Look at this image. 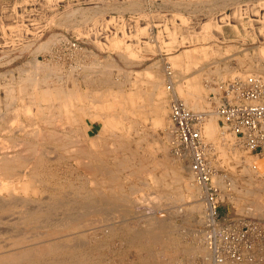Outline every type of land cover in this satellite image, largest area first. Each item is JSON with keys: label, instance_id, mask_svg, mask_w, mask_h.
I'll use <instances>...</instances> for the list:
<instances>
[{"label": "rangeland", "instance_id": "rangeland-1", "mask_svg": "<svg viewBox=\"0 0 264 264\" xmlns=\"http://www.w3.org/2000/svg\"><path fill=\"white\" fill-rule=\"evenodd\" d=\"M238 1L179 0L160 6L154 0H0V145L5 144L0 147V261L13 259L3 264H208L204 253L210 250L204 238L208 221L193 210L200 202L206 211V192L202 198L201 192L192 197L188 185L197 181L188 169L191 160L175 153L168 136L167 70L179 82L180 97L192 110L206 111L216 126L209 134L207 121L202 137L208 146L211 181L221 191L219 218L253 223L252 248L245 260L226 264H264V155L242 145L216 114L219 94L228 83L254 72L264 79V40H234L236 32L218 22L220 14L231 12ZM253 1L257 0H248ZM259 5L264 6V0ZM208 21L214 27L207 40L202 33ZM183 52L193 59L179 65L174 55ZM155 68L162 87L153 102L144 72ZM140 75L144 79L138 80ZM141 89L145 101L129 97L131 90ZM71 112L77 117L73 126L67 118ZM49 122L57 131L68 132L64 143L70 146L50 144L35 133ZM17 152H22L21 158ZM12 154L16 159L11 160ZM123 155L133 157L132 167L138 172L127 177L124 171L120 188L107 184L106 173ZM158 160L165 162L155 172L163 175V187L147 173ZM181 162L184 168L177 173L181 179L176 180ZM246 167L258 172L247 187L238 177Z\"/></svg>", "mask_w": 264, "mask_h": 264}, {"label": "built area", "instance_id": "built-area-1", "mask_svg": "<svg viewBox=\"0 0 264 264\" xmlns=\"http://www.w3.org/2000/svg\"><path fill=\"white\" fill-rule=\"evenodd\" d=\"M168 89L171 91L170 123L168 126L175 153L189 157L191 169L199 184L214 205V215L207 222L205 240L214 254V264L245 260L252 248L249 240L253 223L229 216L219 218L221 191L211 181L212 168L206 158L205 144L200 125L207 117L206 111L191 110L174 91L173 72L167 70ZM218 115L239 142L264 155V79L250 75L228 83L219 94L216 107Z\"/></svg>", "mask_w": 264, "mask_h": 264}, {"label": "bare ground", "instance_id": "bare-ground-1", "mask_svg": "<svg viewBox=\"0 0 264 264\" xmlns=\"http://www.w3.org/2000/svg\"><path fill=\"white\" fill-rule=\"evenodd\" d=\"M214 1V0H213ZM242 1V0H241ZM257 1H259V0H257ZM263 1V0H262ZM234 2V1H233ZM241 3V2H240ZM109 4V3H108ZM221 4V3H220ZM255 4V3H254ZM258 4H259V2H258ZM219 5V4H218ZM227 5V4H226ZM102 6H103V4H102ZM190 6V5H189ZM237 6V5H236ZM254 6V5H253ZM264 7V6H263ZM107 8V7H106ZM122 8V7H121ZM251 8V7H250ZM95 9V8H94ZM197 10V9H196ZM62 11V10H61ZM257 11V10H256ZM239 12V11H238ZM251 12H252V10H251ZM255 12V11H254ZM259 12V11H258ZM93 13V12H92ZM247 13V12H246ZM250 13V12H249ZM264 13V12H263ZM239 14V13H238ZM93 15V14H92ZM240 15V14H239ZM91 16V15H90ZM180 16H182V15H180ZM241 16V15H240ZM240 16H238V19H239V17ZM250 16V15H249ZM263 16V15H262ZM51 17V16H50ZM72 17V16H71ZM70 17V18H71ZM184 18V17H183ZM84 19V18H83ZM187 19V18H186ZM223 19V18H222ZM225 19V18H224ZM254 19V18H253ZM260 19V18H259ZM51 20V19H50ZM188 20V19H187ZM242 20V19H241ZM251 20H252V18H251ZM81 21V20H80ZM212 21V20H211ZM211 21H208L206 24L204 23V30H203V33H202V35L204 36L205 35V37H208V36H210V34H212L211 33V29H212V27H214V24H213V22H211ZM216 21V20H215ZM250 21V20H249ZM254 21V20H253ZM262 21V20H261ZM115 22V21H114ZM248 22V21H247ZM58 23V22H57ZM230 24V23H229ZM263 24V23H262ZM49 25V24H48ZM123 25V24H122ZM202 27V28H203ZM221 27V26H220ZM29 28V27H28ZM217 28V27H216ZM236 28V27H235ZM141 29V28H140ZM247 29V28H246ZM123 31H124V29H123ZM144 31V30H143ZM193 31H194V28H193ZM189 32V31H188ZM199 33V32H198ZM201 33V32H200ZM220 33H222V32H220ZM190 34V33H189ZM254 34V33H253ZM116 35V34H115ZM186 35V34H185ZM193 35V34H192ZM201 35V34H200ZM150 36V35H149ZM187 36V35H186ZM185 36V37H186ZM191 36V35H190ZM43 38V37H42ZM90 38V37H89ZM123 38V37H122ZM122 38L119 40L121 43H122V45L124 44L123 43V40H122ZM182 38V37H181ZM186 38H188V36L186 37ZM191 38V37H190ZM117 39V38H116ZM206 39V38H205ZM256 39V38H255ZM158 40V39H157ZM187 41L189 40V39H186ZM208 40V39H207ZM59 41V40H58ZM115 41H117V40H115ZM119 41H118V45L120 44L119 43ZM168 41V40H167ZM219 41V40H218ZM171 43H170V45L172 44V41H170ZM175 42V41H174ZM183 42H185V41H183ZM48 43V42H47ZM116 44H117V42H115ZM166 43H168V42H166ZM180 43H182V42H180ZM114 44V43H113ZM115 44V45H116ZM169 44V43H168ZM31 45V44H30ZM51 45V44H50ZM92 45V44H91ZM121 45V44H120ZM182 45V44H181ZM187 45H190V44H187ZM42 47V46H41ZM77 47V46H76ZM127 47H128V44H127ZM32 48V47H31ZM163 48V47H162ZM77 49V48H76ZM128 49V48H127ZM165 49H167V48H165ZM28 50V49H27ZM98 50V49H97ZM121 50V49H120ZM125 50V49H124ZM48 51V50H47ZM170 51V50H169ZM27 52V51H26ZM109 52V51H108ZM125 52V51H124ZM261 52H264V48L261 50ZM82 55V54H81ZM58 56V55H57ZM193 55L191 54V53H189V52H185L184 53V55L181 53V54H179V55H176V62L177 63H179V65H181L182 64V62L184 63V62H186L187 61V59H189V60H191V59H193V57H192ZM124 57H126V56H124ZM175 57V56H174ZM13 58V57H12ZM10 59V58H9ZM113 59V58H112ZM8 60V59H7ZM95 60V59H94ZM186 60V61H185ZM188 60V61H189ZM51 61V60H50ZM79 61V63H80V60H78ZM49 62V61H48ZM64 62V61H63ZM38 63V62H37ZM40 63V62H39ZM83 63V62H82ZM117 63V62H116ZM187 63V62H186ZM50 64V63H49ZM96 64V63H95ZM42 65V64H41ZM157 65V64H156ZM159 65V64H158ZM157 65V66H158ZM34 66V65H33ZM32 66V67H33ZM40 66V65H39ZM38 66V67H39ZM76 66V65H75ZM74 66V67H75ZM95 66V65H94ZM89 67H91V66H89ZM100 67V66H99ZM137 67V66H136ZM167 67V66H166ZM166 67H164V68H166ZM172 67H174L175 68V66H174V63H173V66ZM27 68V67H26ZM173 68V69H174ZM39 69H40V67H39ZM93 69V68H92ZM109 69V68H108ZM23 70V69H22ZM26 71H31V69L30 70H27V69H25ZM51 70V69H50ZM49 70V71H50ZM96 70V69H95ZM261 70V69H260ZM33 71V70H32ZM52 71V70H51ZM56 71V70H55ZM137 71V70H136ZM139 71V70H138ZM165 71H166V69H165ZM174 71V70H173ZM259 71V70H258ZM257 71V72H258ZM263 72H264V70H262ZM141 72V71H140ZM139 72V73H140ZM247 72V71H246ZM254 72V71H253ZM6 73V72H5ZM26 73V72H25ZM38 73V72H37ZM70 73V72H69ZM72 73V72H71ZM147 73V72H146ZM249 73V72H248ZM256 72H254V74H255ZM259 73V72H258ZM29 74V73H28ZM31 74H33V75H35L34 73H31ZM97 74V73H96ZM149 74V73H148ZM246 74V73H245ZM250 74V73H249ZM253 74V75H254ZM262 74V73H261ZM49 74H47V76H48ZM83 75V77H84V74H82ZM86 75V74H85ZM150 80L148 79V81H149V83H150V85H151V88H152V92H149V96L151 97V99L150 100H152L153 102H155V98H156V91L159 93V89L162 87V84H160V82H161V76L160 75H158V73H157V71H156V68L155 69H152V70H150ZM31 75H29V77H30ZM50 76V75H49ZM90 76V75H89ZM175 76V75H174ZM174 76H173V79H174ZM22 77V76H21ZM20 77V78H21ZM29 77L27 78V80H29ZM61 77V76H60ZM74 77V76H73ZM76 77V76H75ZM163 77V76H162ZM186 77V76H185ZM245 77V76H244ZM35 78V77H34ZM37 78H38V76H37ZM36 78V79H37ZM41 79H42V77H40ZM12 79V78H11ZM22 79V78H21ZM20 79V81H22ZM23 79H26V77L24 76V78ZM32 79V78H31ZM45 79H47L46 77H45ZM53 79V78H52ZM70 79V78H69ZM90 79V78H89ZM165 79H166V77H165ZM176 79V78H175ZM15 80V79H14ZM40 80V79H39ZM92 80H94V79H92ZM164 80V79H163ZM23 81H25V80H23ZM34 81V80H33ZM41 81V80H40ZM74 81V80H73ZM72 81V82H73ZM76 81V80H75ZM120 81V80H119ZM146 81V80H145ZM167 81V80H166ZM51 82V81H50ZM104 82V81H103ZM30 83V82H29ZM99 83H100V81H99ZM162 83V82H161ZM179 83V82H178ZM178 83H176V82H174L173 81V87H174V91L178 94V91H177V86L179 85ZM43 84V83H42ZM45 84V83H44ZM64 84V83H63ZM77 84V83H76ZM20 85V84H19ZM22 85V84H21ZM75 85V84H74ZM89 85V84H88ZM2 86V85H1ZM4 86V85H3ZM38 86V85H37ZM47 87H48V85H46ZM45 86V87H46ZM82 86V85H81ZM25 87V86H24ZM27 88H28V86H26ZM46 87V88H47ZM54 87H56V86H54ZM91 87V86H90ZM9 88V87H8ZM33 88V87H32ZM41 88V87H40ZM65 88V87H64ZM100 88V87H99ZM98 88V89H99ZM159 88V89H158ZM25 89V88H24ZM56 89V88H55ZM166 89H167V92L169 91V89H168V87L166 86ZM32 91H33V89H31ZM31 90L29 91V92H31ZM64 90V92H62V93H64L65 94V89H63ZM93 90H95V89H93ZM92 90V91H93ZM49 91V90H48ZM56 91L58 92V90L56 89ZM97 91V90H96ZM26 92V91H25ZM55 92V91H54ZM124 92V91H123ZM171 91H169L168 93H170ZM33 93V92H32ZM45 93V92H44ZM69 93V92H68ZM67 93V94H68ZM72 93V92H71ZM74 93V92H73ZM191 93V92H190ZM10 94H12V92L11 93H9V95ZM30 94V96H31V98L34 96H32L31 95V93H29ZM39 94V93H38ZM37 94V95H38ZM70 94V93H69ZM75 94V93H74ZM144 91H134V92H132V90H131V93L129 94V97H133V98H135V101H137L138 99L140 100H142V97L144 96ZM150 94H152V95H150ZM17 95V94H16ZM25 95V94H24ZM23 95V96H24ZM27 95H28V92H27ZM51 95V94H50ZM71 95V94H70ZM69 95V96H70ZM93 95V94H92ZM179 95V94H178ZM12 96V95H11ZM13 96H15L14 94H13ZM59 96H60V94H59ZM58 96V97H59ZM75 96H76V94H75ZM74 96V97H75ZM180 96V95H179ZM115 97V96H114ZM196 97V96H195ZM5 98V97H4ZM43 98V97H42ZM65 98H67V97H65ZM76 98V97H75ZM81 98V97H80ZM79 98V99H80ZM116 98H117V96H116ZM148 98V97H147ZM182 98V97H181ZM3 99V98H2ZM7 99H8V95H7ZM6 99V100H7ZM30 99V98H29ZM34 99H35V97H34ZM183 99V98H182ZM4 100V99H3ZM130 100V99H129ZM140 100V101H141ZM184 100V99H183ZM9 101V100H8ZM12 101V100H11ZM38 101V100H37ZM40 101V100H39ZM42 101V100H41ZM41 101H40V103L38 104V113H40L41 111V109L43 108L42 107V104H41ZM142 101H145V99L143 98V100ZM141 101V102H142ZM185 101V100H184ZM33 102V101H32ZM58 102V101H57ZM186 102V101H185ZM14 103V102H13ZM34 103V102H33ZM56 103V102H55ZM6 104V103H5ZM11 104V103H10ZM32 104V103H31ZM37 104V103H36ZM51 104V103H50ZM66 104V103H65ZM68 104H69V102H68ZM106 104V103H105ZM119 104V103H118ZM145 104V103H144ZM144 104H142V105H140V107H142ZM186 104H187V102H186ZM34 105V104H33ZM44 105V104H43ZM46 105V104H45ZM5 106V105H4ZM16 106V105H15ZM24 106V105H23ZM49 106V105H48ZM47 106V107H48ZM53 106H55V105H53ZM65 106V105H64ZM118 106V105H117ZM137 106V105H136ZM187 106L190 108V106L187 104ZM50 107V106H49ZM138 107H139V105H138ZM24 108V107H23ZM66 108V107H65ZM86 108V107H85ZM5 109H7L6 107H5ZM51 110H52V108H50ZM72 109V108H71ZM191 110H192V108H190ZM13 111H14V109H12ZM31 111H32V108L30 109ZM50 110V111H51ZM53 110H54V108H53ZM61 110V109H60ZM82 110H83V108H82ZM7 111H8V109H7ZM10 111V110H9ZM56 111V110H55ZM66 111V110H65ZM164 111V110H163ZM2 112V111H1ZM15 112H16V110H15ZM8 112H6V114H7ZM10 113V112H9ZM8 113V114H9ZM51 113V112H50ZM54 113V112H53ZM60 113V112H59ZM58 113V114H59ZM64 113L65 112H62V114H63V116L62 117H64L65 118V116H64ZM73 112H71L70 114H69V116H67V118L68 119H70V121H71V123L69 124V125H72L73 126V124L74 123H76L77 122V117H75L74 116V113L72 114ZM85 113H86V110H85ZM2 115H3V113H1ZM11 114V113H10ZM14 113L12 112V115H13ZM20 114V113H19ZM44 114V113H43ZM52 114V113H51ZM216 114H218L217 112H216ZM32 115V114H31ZM56 115V114H55ZM207 115H208V113H207ZM211 115V114H210ZM16 116V115H15ZM19 116V115H18ZM53 116V115H52ZM81 116H82V112H81ZM212 116V115H211ZM44 117V116H43ZM47 117H49V115L47 116ZM51 117V116H50ZM49 117V118H50ZM102 117V116H101ZM106 117V116H105ZM1 118V117H0ZM6 118V117H5ZM12 118H14V117H12ZM18 118V117H17ZM21 118V117H20ZM20 118H19V120H20ZM52 118V117H51ZM56 118H57V116H56ZM102 118H104V117H102ZM210 118L211 117H209L208 119L207 118H205L204 119V121L201 123V125H200V129H201V135H202V133H203V130H204V125L206 124V122L207 121H209L210 120ZM7 119H8V116H7ZM16 119V118H15ZM62 119V118H61ZM83 119V118H82ZM3 121H4V119H2ZM13 120V119H12ZM11 120V121H12ZM16 120H18V119H16ZM7 121H9V120H7ZM50 121V120H49ZM57 121H59V120H57ZM63 121V120H62ZM213 120L211 119L210 120V124H209V126H208V129H206V131L208 130V133L209 134H214L215 132H216V126H214L213 125V122H212ZM55 122V121H54ZM59 122H61V121H59ZM212 122V123H211ZM9 123V122H8ZM35 123H36V121H35ZM47 123H48V121H47ZM51 123H53V122H51ZM58 123V122H57ZM56 123V124H57ZM22 124H24V123H22ZM37 124V123H36ZM35 124V125H36ZM6 125V124H5ZM19 125H21V124H19ZM25 125V124H24ZM31 125V124H30ZM44 125V124H43ZM47 125H49V127H47V128H45V129H47V130H45V129H42V128H40L39 130L40 131H37L38 130V127H37V132H35L38 136H43V137H45V141H49V143L50 144H55V143H60L59 145L61 146V145H63V147H64V145H68V144H65L64 143V141L65 140H67L66 138H67V131H64L63 133H61V132H59V131H57V129H55L54 127H51V125H50V122H49V124H47ZM78 125V124H77ZM9 126V125H8ZM22 126V125H21ZM37 126V125H36ZM61 126V125H60ZM59 126V127H60ZM62 126H64L63 125V122H62ZM71 126V127H72ZM20 127V126H19ZM23 127V126H22ZM25 127V126H24ZM28 127H30V126H28ZM35 127V126H34ZM81 127V126H80ZM73 128V127H72ZM72 128H69V129H72ZM78 128V127H77ZM21 129V128H20ZM25 129H26V127H25ZM74 129V128H73ZM72 129V130H73ZM223 129V128H222ZM1 130V129H0ZM6 130V129H5ZM35 129L33 128V131H34ZM74 130H76V128L74 129ZM17 131V130H16ZM23 131H24V129H23ZM27 131V130H26ZM30 131V130H29ZM33 131H32V133L31 134H33ZM71 131V130H70ZM80 131H81V128H80ZM219 131V130H218ZM21 132H22V130H21ZM82 132V131H81ZM112 132V131H111ZM1 133V132H0ZM71 133V132H70ZM74 133H76V132H74ZM73 133V134H74ZM83 133V132H82ZM114 133V132H113ZM22 134H23V132H22ZM28 134H30V132L28 133ZM30 134V135H31ZM72 134V133H71ZM72 134V135H73ZM111 134V133H110ZM223 134V133H222ZM229 134V133H228ZM228 134H226V135H228ZM47 135V136H46ZM63 135V136H62ZM71 135V136H72ZM76 135V134H75ZM78 135H79V133H78ZM114 135V134H113ZM118 135V134H117ZM232 135V134H231ZM80 136V135H79ZM121 136V135H120ZM169 138H170V132H169ZM203 136V135H202ZM28 137H29V135H28ZM27 137V138H28ZM114 137V136H113ZM228 137V136H227ZM12 139H13V137H11ZM11 138H10V140H11ZM37 138H39V137H37ZM64 138H65V140H64ZM69 138V137H68ZM73 138V137H72ZM71 138V139H72ZM7 139H9V138H7ZM14 139H15V136H14ZM17 139V138H16ZM15 139V140H16ZM33 139V138H32ZM43 139V138H42ZM74 139V138H73ZM171 139V138H170ZM19 140V139H18ZM17 140V141H18ZM26 140V139H25ZM113 140H114V138H113ZM116 140V139H115ZM120 140V139H119ZM121 140H122V138H121ZM202 140H204L203 139V137H202ZM2 141V140H1ZM6 142H7V140H5ZM5 141H3V142H5ZM20 141V140H19ZM24 141V140H23ZM69 141H72V140H69ZM69 141H66V142H69ZM5 142V143H6ZM13 142H15V141H13ZM36 142V141H35ZM34 142V143H35ZM123 142V141H122ZM206 142V141H205ZM204 141H203V143L205 144V151H207V144L205 143ZM223 142V141H222ZM10 143V142H9ZM20 143V142H19ZM23 143L24 142H22V145H23ZM29 143H31L30 141H29ZM40 143H42V142H40ZM44 143V142H43ZM74 143H75V141H74ZM79 143V142H78ZM113 143H114V141H113ZM119 143V142H118ZM121 144V143H120ZM122 144H124L125 145V143H122ZM121 144V145H122ZM2 145H5V144H2ZM2 145H0V147L2 146ZM7 145H8V142H7ZM9 145H11L12 146V142H11V144H9ZM18 145V144H17ZM26 146H28V144H25ZM35 145V144H34ZM57 145V144H56ZM83 145V144H82ZM14 146H15V144H14ZM68 146H70V145H68ZM77 146V145H76ZM13 147V146H12ZM62 147V146H61ZM114 147V146H113ZM124 147V146H123ZM126 147V146H125ZM8 148V147H7ZM11 148V147H10ZM15 148V147H14ZM37 148V147H36ZM117 148V147H116ZM122 148V147H121ZM127 148V147H126ZM2 149H4L3 147H2ZM17 149V148H16ZM30 148H28V150H29ZM33 149V148H32ZM31 149V150H32ZM37 149H39V148H37ZM77 149V148H76ZM80 151L79 152H81V154L83 153L84 154V150H81L80 148H78ZM119 149V148H118ZM125 149V148H124ZM1 150V149H0ZM9 151H10V149H8ZM13 149H11V151H12ZM19 150V149H18ZM53 150V149H52ZM66 150V149H65ZM104 150H106V149H104ZM108 150V149H107ZM106 150V151H107ZM212 150V149H211ZM30 151V150H29ZM45 151V150H44ZM110 151V150H109ZM131 151V150H130ZM18 152H20V151H18ZM17 152V153H18ZM35 152H37V151H35ZM40 152V151H39ZM105 152V151H104ZM108 152V151H107ZM115 152V151H114ZM8 153V152H7ZM22 153V152H21ZM21 153H18V154H20L21 156H20V158L22 157V154ZM130 153V152H129ZM134 153V152H133ZM10 154H11V152H10ZM17 154V155H18ZM49 154V153H48ZM5 155H6V153H5ZM4 155V156H5ZM125 155H126V153H125ZM125 155H123L124 157H118V161H117V163H116V168L114 169V170H112L111 169V171H108L106 174H108L109 176H108V178H109V180H106L107 181V184H111V185H113V186H118V187H120L121 188V186L123 185L122 183H121V177H122V174H123V172L124 171H128V173L127 174H125L127 177H128V175L129 176H131V175H134V174H132V173H135V172H133L135 169H133V165L134 164H132L131 162V160H132V158L135 156L134 154H133V157L131 158V157H129V156H125ZM128 155V154H127ZM132 154L130 153V156H131ZM3 156V155H2ZM12 156H13V154L11 155V158H12ZM16 155L14 154V157H15ZM110 156V155H109ZM137 156V155H136ZM1 157V156H0ZM5 157H7V156H5ZM13 157V158H14ZM116 158H117V156H115ZM114 157V158H115ZM8 158V157H7ZM10 158V159H11ZM13 158L11 159V160H13ZM17 158H19V156H17ZM98 158H101V157H98ZM179 158V157H178ZM183 158H185V157H183ZM2 159H4V158H2ZM2 159H1V162H2ZM15 159H16V157H15ZM24 159V158H23ZM102 159V158H101ZM9 160V159H8ZM8 160H7V162H8ZM10 160V161H11ZM28 160V159H27ZM100 160V159H99ZM116 160V159H115ZM148 160V159H147ZM153 160V159H152ZM181 160H183V159H181ZM134 161V160H133ZM184 161V160H183ZM3 162H5L4 160H3ZM6 162V163H7ZM12 162H15V161H12ZM38 162V161H37ZM5 163V164H6ZM22 163V162H21ZM21 163H20V165H21ZM102 163H104V160H103V162ZM3 164V163H2ZM25 164V163H24ZM23 164V165H24ZM36 164V162L35 163H33V165H35ZM136 164V163H135ZM149 164H151V163H149ZM153 164V163H152ZM188 164V163H187ZM142 165V164H141ZM164 165H165V162H163V161H160V160H158V161H156V163H154V165H153V167H150L151 169H149L148 168V171H147V169H146V171H147V173H150V174H152V175H154V177H155V180L157 181V183L159 184V186L161 187H163V186H165V182H164V177H163V175H158V176H156V170L157 169H162L163 167H164ZM179 166H178V168L175 170V174H176V177H175V179L176 180H180L181 178L179 177V175L177 174L178 172H180V170L181 169H183L184 168V164L181 162L180 164H178ZM191 165V164H190ZM12 166V165H11ZM13 166H15V164L13 165ZM12 166V167H13ZM98 166V165H97ZM102 166H105V165H102ZM6 167H7V165H6ZM5 167V168H6ZM33 167V166H32ZM137 168H138V166H136ZM243 167H244V165H243ZM8 168H10V166L8 167ZM16 168V167H15ZM15 168H14V170H15ZM35 168H36V166H35ZM100 168V167H99ZM105 168H108V167H105ZM104 168V169H105ZM253 168V167H252ZM11 169V168H10ZM141 169H143L142 168V166H141ZM189 171H190V173H191V175H192V177H193V179H194V181H195V179H196V177L194 178V176H195V174L193 173V171H192V169H191V166H189ZM243 169V171H242V173H241V175L240 176H238L240 179L239 180H241V182L243 183V184H246V187H247V185H249V184H251L253 181H254V179L256 180V178H255V176L256 175H258V172H257V169H255V167H254V169L253 170H249V169H247V167H246V169L245 168H242ZM106 170H108V169H106ZM139 170H140V165H139ZM166 170V169H165ZM5 171V170H4ZM99 171H101V170H99ZM103 171V170H102ZM101 171V172H102ZM136 171V170H135ZM9 172V171H8ZM136 172H138V171H136ZM168 172V171H167ZM126 173V172H125ZM144 173V172H143ZM146 173V174H147ZM6 174V173H5ZM11 174V173H10ZM103 174V173H102ZM131 174V175H130ZM136 174V173H135ZM145 175V174H144ZM10 176V175H9ZM12 176H13V174H12ZM22 176V175H21ZM26 176V175H25ZM123 176H124V174H123ZM125 176V177H126ZM140 176V175H139ZM170 176V175H169ZM212 176H213V174H211V180H212ZM24 177V176H23ZM169 178V177H168ZM7 179H9V178H7ZM103 180V183L104 184H106L105 182H104V179H102ZM101 180V181H102ZM0 181H1V179H0ZM5 181V180H4ZM4 181L2 182V183H4ZM11 181V180H10ZM123 181V180H122ZM128 181V180H127ZM139 181V180H138ZM196 181H197V179H196ZM6 182V181H5ZM8 182V181H7ZM99 182V181H98ZM169 182V181H168ZM215 182H217V183H221V182H223L222 180L220 181L219 180V178H215ZM214 182V183H215ZM96 183V182H95ZM102 183V182H101ZM229 183V182H228ZM233 182L231 181V184H232ZM122 184V185H121ZM143 184H145V183H143ZM253 184V183H252ZM251 184V185H252ZM99 184H97V186H98ZM172 185V184H171ZM197 185V186H196ZM196 185L195 184H193L192 182L191 183H189V191H190V193H191V195L193 194V196L192 197H194V195H196L198 192H201V198H202V193H204V187L201 185V184H199V182L197 181V183H196ZM223 185V184H222ZM133 186V185H132ZM187 186V185H186ZM128 187H129V185H128ZM232 187H234L233 186V184H232ZM97 188V187H96ZM107 188V187H106ZM108 188H110V187H108ZM134 188V187H133ZM251 188V187H250ZM262 188V187H261ZM10 189V188H9ZM12 189H14V188H12ZM114 189V188H113ZM119 189V188H118ZM124 189V188H123ZM142 189V188H141ZM237 189V188H236ZM6 190H8V189H6ZM108 190V189H107ZM112 190V189H111ZM122 190V189H121ZM138 190V189H137ZM187 190V189H186ZM238 190V189H237ZM246 190H248L249 191V189H246ZM251 190V189H250ZM16 191V190H15ZM97 191V190H96ZM239 191V190H238ZM9 192V191H8ZM99 192H101V190L99 191ZM103 192V191H102ZM114 192H116V191H114ZM114 192H112L113 194H115ZM241 192V191H240ZM251 192V191H250ZM98 193V192H97ZM110 193V192H109ZM120 193V192H119ZM123 192H121V194H122ZM257 194H258V192H256ZM103 194V193H102ZM101 194V195H102ZM123 194H126V192H124ZM200 194V193H199ZM87 195V194H86ZM110 195H111V193H110ZM119 195V194H118ZM221 195V194H220ZM248 195V194H247ZM255 195V194H254ZM103 196V195H102ZM123 197H124V195H122ZM129 196V195H128ZM128 196H126V197H128ZM200 196V195H199ZM260 196V195H259ZM258 196V197H259ZM107 197V196H106ZM116 197V196H115ZM120 197V196H119ZM191 197V196H190ZM196 197V196H195ZM103 198H105V197H103ZM113 198H114V196H113ZM160 198V197H159ZM200 198V199H201ZM249 198V197H248ZM110 199V198H109ZM193 199V198H192ZM245 199H247V198H245ZM261 199V198H260ZM120 200V199H119ZM123 200H125V198L123 199ZM239 200V199H238ZM197 201V200H196ZM203 205H205V208H206V211L203 209V206H202V204L200 203V202H196V204L194 205V211H199V212H201L202 214H203V217H204V219L206 220V221H211L212 220V218H213V215H214V205H213V203H212V201L210 200V199H208L207 198V196L204 198V200H203ZM252 203V202H251ZM257 204V203H256ZM258 205V204H257ZM262 206V205H261ZM193 207V206H192ZM260 208V207H259ZM204 210V211H203ZM22 216V215H21ZM19 222V221H18ZM57 227V226H56ZM18 234V233H17ZM63 234V233H62ZM33 251V250H32ZM36 251V250H35ZM34 251V252H35ZM207 250H205V255H206V257L208 258V260L207 259H205V261H206V263H210V260L212 261V264H214V254L209 250V252L207 251ZM29 252V251H28ZM212 254H211V253ZM16 254H18V253H16ZM40 254H41V252H40ZM39 254V255H40ZM16 257H18L17 255H15ZM29 256V255H28ZM27 257V256H26ZM11 257H5L4 259H2L1 261H0V264H3V262L4 263H7V262H9V261H11V260H13V259H10ZM226 263H228V262H226ZM250 263V262H249Z\"/></svg>", "mask_w": 264, "mask_h": 264}, {"label": "crops", "instance_id": "crops-1", "mask_svg": "<svg viewBox=\"0 0 264 264\" xmlns=\"http://www.w3.org/2000/svg\"><path fill=\"white\" fill-rule=\"evenodd\" d=\"M154 1H155V3H157L160 6H162L164 4L165 5H168L169 2H173V1H174V3L175 2H179V0H154ZM258 2L257 1L248 2V0L238 1V2H235V4L231 5L232 6V9H233L231 12H228L226 10L225 12H222L220 14V18H218V22L221 21V23H222L221 26L222 27H224V28L228 27L232 31L236 32L237 35L234 38V40H243V38H246V39L258 38L260 40H264V13H263L264 12V7L262 5L260 6L258 4ZM134 4H136V3H134ZM177 4H179V3H177ZM251 10H252V12H251ZM253 15H256V16H253ZM238 16H240L239 19H238ZM251 18H252V20H251ZM210 36H211V34H210ZM203 37L207 39V37H205V35ZM134 45H136V44H134ZM184 53L185 52H183L182 54L184 55ZM176 55H179V54H176ZM176 55H174V56H176ZM148 73L150 74V70L149 69H146L145 72H144V74H146L147 78L150 80V75ZM142 76L143 75H140V77H139L140 79H138V80L144 79V76L145 75L143 76V78H142ZM147 85L149 87L148 90L150 89L149 92H152V88H151V85H150L149 81L147 82ZM137 91H139V90H137Z\"/></svg>", "mask_w": 264, "mask_h": 264}]
</instances>
